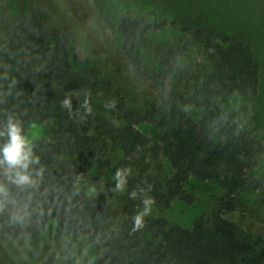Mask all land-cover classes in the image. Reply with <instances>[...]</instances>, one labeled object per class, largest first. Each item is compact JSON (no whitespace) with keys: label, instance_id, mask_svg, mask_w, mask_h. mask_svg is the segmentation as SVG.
<instances>
[{"label":"trees","instance_id":"1","mask_svg":"<svg viewBox=\"0 0 264 264\" xmlns=\"http://www.w3.org/2000/svg\"><path fill=\"white\" fill-rule=\"evenodd\" d=\"M12 9L11 19L0 17V124L12 115L23 134L36 124L43 136L31 143L38 158L28 169L33 185L13 184L0 167V234L24 237L54 220L66 235L86 238L95 264H264V241L223 218L235 210L251 215L237 193L247 186V172L259 161L264 168V143L242 131L228 109L235 99L251 105L258 95L261 65L252 43L214 16L211 24L120 14L124 55L156 91L153 99L128 105L103 95L109 83L99 71L71 62L43 13L20 0ZM165 26L183 38L167 50L149 39ZM191 47L205 56L201 72L178 66ZM168 75L176 78L171 86ZM65 98L70 108L62 107ZM125 167L123 192L106 206L101 183ZM191 178L219 185L226 197L218 209L199 214L190 228L147 217L134 229L144 198L160 209L191 204L185 189Z\"/></svg>","mask_w":264,"mask_h":264},{"label":"rangeland","instance_id":"2","mask_svg":"<svg viewBox=\"0 0 264 264\" xmlns=\"http://www.w3.org/2000/svg\"><path fill=\"white\" fill-rule=\"evenodd\" d=\"M0 0V17L14 16L12 2ZM30 5L34 12L43 13L47 23L63 38L71 62L74 65H88L99 71L109 83L104 96L113 100L116 95L123 97L128 105H141L156 96L150 80H142L130 67L123 47L117 37L116 20L120 14L144 18L147 22L173 21L182 23L208 19L224 21L242 33L253 45L260 62L258 95L251 105L241 104L238 99L229 105V112L235 117L242 131L264 143V0H20ZM222 16V17H220ZM154 46L169 49L182 40L177 28L165 26L161 31L149 35ZM204 54L193 47L185 50L178 58L179 68L205 67ZM175 77V76H174ZM171 86L176 82L172 75L166 77ZM139 130L151 135L148 126ZM30 142L43 136L36 124L26 130ZM115 173L109 180L102 181L105 187V205L112 206V198L117 191ZM247 186L237 193V199L251 215L235 210L223 218L246 233L264 241V168L259 161L247 172ZM257 181L260 188H252ZM186 191L193 202L185 204L175 201L166 209L151 205L147 217L162 218L169 224L190 228L195 218L218 209L225 194L214 181L188 180ZM114 206V204H113ZM143 208L140 204L135 215ZM0 264H95L93 247L85 237L66 235L54 220L31 232L27 236L10 238L0 234Z\"/></svg>","mask_w":264,"mask_h":264},{"label":"clouds","instance_id":"3","mask_svg":"<svg viewBox=\"0 0 264 264\" xmlns=\"http://www.w3.org/2000/svg\"><path fill=\"white\" fill-rule=\"evenodd\" d=\"M61 103L62 107L70 108L69 99L65 98ZM111 106L108 105L107 107ZM0 140L3 141L0 143V167L4 169L9 180L17 186L33 185L35 181L28 169L30 164L35 165L38 163V158L33 156L30 139L23 134L22 124L19 119L12 115L5 118L3 123L0 124ZM129 171L130 169L127 167L116 170L113 179L115 180L117 191L123 189ZM41 172L42 169L38 170L36 175H40ZM129 197L135 198L136 191L130 192ZM141 203L143 208L135 215L133 220L134 229L142 226V218L148 215L154 201L151 198H144Z\"/></svg>","mask_w":264,"mask_h":264}]
</instances>
